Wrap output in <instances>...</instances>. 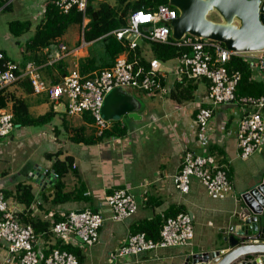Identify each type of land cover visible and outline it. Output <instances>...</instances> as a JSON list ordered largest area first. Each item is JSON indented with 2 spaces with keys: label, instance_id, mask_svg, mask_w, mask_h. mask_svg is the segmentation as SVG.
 Listing matches in <instances>:
<instances>
[{
  "label": "built area",
  "instance_id": "obj_1",
  "mask_svg": "<svg viewBox=\"0 0 264 264\" xmlns=\"http://www.w3.org/2000/svg\"><path fill=\"white\" fill-rule=\"evenodd\" d=\"M53 2L63 13L76 7L83 13V17L88 5V0ZM177 16L178 12L164 3L155 8L142 6L135 9L129 14L126 26L112 31L117 40L122 42L128 34H135L132 40H126L123 44L126 50L116 56L110 67L87 75H81L75 69L64 75L60 82L47 85L39 78L37 67L28 63L25 74L29 76L33 93L46 92L57 104L62 97H66L67 101L61 103L65 112L69 115L87 113L100 135L109 127V122L102 114V105L105 95L113 88H137L151 94L160 91L169 94L176 83L186 79H202L207 83L206 100L197 102L192 118L197 144L201 148L209 146L210 137L214 133L210 124L215 110L221 105H234L240 110L236 125L239 155L243 159L248 158L264 146V95L237 97L235 90L241 73L239 70L229 71L227 63L233 56H241L247 60L253 59L254 67L264 71V49L236 52L220 42L191 34H185L179 40H171V22ZM140 36L149 42L179 48L178 56L173 58L178 62L171 66L162 64L157 68H153L151 63V66H146L135 52ZM60 48L63 50L65 47L60 45ZM15 70L16 66L11 62H7L5 69L0 70V89L19 80L20 76L15 74ZM188 102L191 101L178 103V109ZM225 126L222 124L219 127L221 132L226 130ZM14 128L11 106L1 108L0 138L9 135ZM227 172V165L218 163L213 155L184 149L180 170L173 176L174 188L182 195L189 193L191 179L195 177L210 198L224 200L233 190ZM54 176L57 178L55 172ZM106 204L111 211L109 219L115 222L131 217L137 210L136 198L127 188L113 189L106 196ZM19 211L21 206L9 203L0 192V242L5 244L6 249L3 264H83L75 254L57 246L50 247L46 256H40L33 227L19 221L16 216ZM54 214L48 213L46 216L52 217ZM58 215L61 219L53 223L51 232L62 244L92 246L98 242L99 231L105 220L101 212L84 208L60 211ZM193 237V216L187 211H181L164 219L157 239L147 237L145 232L130 234L115 249L106 264H119L124 257L138 256L148 251L191 246Z\"/></svg>",
  "mask_w": 264,
  "mask_h": 264
},
{
  "label": "crops",
  "instance_id": "obj_2",
  "mask_svg": "<svg viewBox=\"0 0 264 264\" xmlns=\"http://www.w3.org/2000/svg\"><path fill=\"white\" fill-rule=\"evenodd\" d=\"M87 21L88 18L84 16L82 18L81 24L82 30ZM62 36L57 38L49 48V50L52 49L55 54L62 50L60 45L65 47L63 50H66L68 47L66 44L62 43ZM120 42L123 43L122 41ZM84 43L86 45H81L80 40H78L74 48L68 47L66 53L63 54L62 57L65 55L70 57L69 61L71 64L66 65L68 73L71 70L78 69V59L80 57L86 56L89 53L87 51L89 42ZM137 48H139L138 44L136 49ZM44 51L46 52L47 49H44ZM248 60L253 72L252 78L261 79L264 81V71L257 70L256 67H254L255 61L253 59ZM37 69L39 68L37 67ZM129 89L130 88H123L122 90L132 96V93H129ZM12 92H14L15 95L21 96L25 99L29 106V112L35 113L33 116L44 114L51 108V106L55 108V106L58 104L63 103L62 100L59 101L58 104L55 101H52L46 92L38 94L31 92L27 94L17 86L16 89L14 88L12 90ZM10 105L11 102L8 103V106ZM232 106L234 105H221L215 110L210 124L214 130V133L210 137L209 146L206 148H201L196 141V132L193 127L192 119L194 116V109L192 112H189L190 114L184 111L182 115L180 114V119L178 118L180 122H176L174 120L172 125L169 122H166L165 125H161L158 123V118H153V120L150 121L148 125L150 124V126H152V128L155 130H158L157 128L160 126L159 129L162 131L161 137H164L165 141L161 140V138H158L154 132L146 137L148 140L146 143H144L142 149H138V144L141 145L144 139L139 137V134L143 133L141 130V125L138 124V122L142 119V116L140 119H134L133 122L129 123L121 122L119 120L120 126H124L126 128L122 135L112 136L109 139L100 142L85 143L82 141H73L72 130L75 127L82 126L84 133L87 135L91 132L92 128L94 129L95 135L99 136L93 125V122H86L82 117L83 114L69 115L65 111H57V114H55L51 120L52 122L57 117L58 123H52L51 127L55 134H50L49 137L52 142H55L59 146V148L56 151H49L45 154L53 155L51 156L52 158L49 165L44 166L43 164H40V166L44 167L46 169V174H48L49 172L53 171L51 169V164L56 158L57 154V157L61 160L66 156L72 157L71 170L61 178L63 191H72L77 187H81L84 190V201L70 200L68 202L53 206L49 200H40V198H38L39 195L42 192L48 194L50 192L51 185L49 186L48 184H44L43 187H41L35 183L34 180L29 179V171L36 164L24 165L19 172L10 170V174L6 173L5 171H1L0 169V192L14 187L16 182L21 181L22 175L24 177L26 176L28 181H25V183L31 184L33 191L36 193V199L32 203V208L33 214L37 216L48 219L51 218L46 216L48 213L58 214L60 211L84 208L101 212L105 217V220L102 227L100 228L97 244L100 242V240L103 241L104 244L108 246L110 256L115 251V249L124 243L128 236L132 234V226L136 225L143 219H149L154 214V212L162 213V211L167 209L171 204L183 205L185 211L189 212L190 215L193 216V222L196 218L201 220V230L209 233V229H211L216 233L215 237L211 238L209 244L205 245L203 242L193 241L191 247L202 246L205 250L219 248L227 249L226 244L223 242V237L227 235V232L224 233L222 230H226V227L233 223V213L240 210V207L239 209L237 207L240 195L236 196V192L241 191L244 193L245 191L249 190L251 187L250 179L253 177V172H255L256 169L249 173L247 171L249 169L252 170L257 162L260 163L262 169L264 170V146L252 154L254 156L253 158H255L257 161L256 163L251 162L246 164L242 162L243 158L240 157V151L237 147L236 129L232 127V121L229 123L231 117L228 116L225 111V109L231 108ZM67 115L79 117L81 121L78 122L76 120L74 122V120H67ZM188 116H190L192 123L190 122L189 128L187 129L185 128L186 122L184 123V120L185 117ZM111 123L112 122H109L108 129L110 128ZM222 124H228L226 130L223 132H221L219 129ZM59 126L67 130L69 132L70 139L77 143V147L74 150V155L68 150H63V145H60L59 138L56 136L60 130ZM184 149H191L198 154L209 153L215 157L218 163L227 165L233 188L229 197L224 200H215L212 198L211 200H205L206 197H198L195 195L193 199L188 201V205L184 204L181 200L174 198V193L172 191L176 189L174 188L173 176L180 170L182 153ZM260 153L263 156L259 155ZM261 181L262 177L257 182L260 183ZM7 182H12L11 188H6ZM165 183L168 185L165 186ZM116 188H127L131 192L133 188H140L138 193L132 192L137 202V210L135 214L120 222H115L109 219L111 211L106 204L107 194L110 192V190L112 191ZM40 204L42 207L38 208V205ZM90 205L93 207H90ZM54 239L56 238L53 236L50 240L44 241L42 237H37L36 247L39 250L40 256L47 255L50 245H53L55 242ZM83 248L84 246L80 247L84 256L82 262L84 264L86 256L83 252ZM159 251L161 250L148 251L138 256H127L121 259L119 264H140L142 262H148L149 259L162 257L158 255ZM171 251L173 252L167 253V257H169L170 260L176 258V261H174L175 263L171 262V264H176L179 259L180 261L182 260L181 256L189 253L191 249ZM5 254V244L0 242V264H3ZM109 257L106 259L108 260Z\"/></svg>",
  "mask_w": 264,
  "mask_h": 264
},
{
  "label": "trees",
  "instance_id": "obj_3",
  "mask_svg": "<svg viewBox=\"0 0 264 264\" xmlns=\"http://www.w3.org/2000/svg\"><path fill=\"white\" fill-rule=\"evenodd\" d=\"M116 1L117 6H112L106 0H88V5L84 12V16L88 18V21L83 27L82 38L84 42H89V46L96 44L98 48L96 51L89 52L86 56L78 59L77 65L81 75H87L95 70L110 67L116 56L126 50V47L123 45L126 40L121 43L117 40L112 31L126 26L129 14L135 9L142 6L155 8L158 4L164 3L178 12L175 7L168 3V0ZM0 7L1 9H10V3H8V0H0ZM82 18L83 13L76 9V7H72L67 13H63L55 6L53 0H48L44 4L43 15L40 23L36 26L35 33L29 37L27 41V48L34 54L33 58L35 59L36 65L39 66L40 69H46L45 75L52 84L60 82L61 77L68 73L66 64L63 62L62 58L49 63L47 55L38 56L36 52L40 49L48 50L56 39L65 33L69 25L78 24L81 27ZM30 26L31 22L29 20H12L8 24L10 32L15 36H19L26 30H29ZM171 40H173L172 36ZM98 44H100V47ZM151 49L156 59L162 62L176 58L180 51V49L175 46L155 42H151ZM136 52L140 60L145 63L146 66H151L150 62L146 61L145 58L141 56L139 48L136 49ZM129 57H131V55H129ZM7 62H11L16 66L15 74L20 76L19 80L15 82V85L20 87L22 91L27 94L33 92L29 76L23 73L17 64L10 60L6 53L0 49V70L5 69ZM227 69L229 71L239 70L241 73V79L235 90L237 97L264 95V81L252 78L253 72L249 60L241 56H233L227 63ZM54 70L59 72V76L53 73ZM196 89V80L186 79L174 85L169 97L179 104L193 101V93ZM9 102H11L10 106L13 113L15 128L44 125L51 122L53 116L57 114V111L51 106L44 114L38 116L31 115L25 99L15 95L14 92L8 91L7 87H4L0 89V109L7 107ZM82 117L88 123L93 122V119L87 113H84ZM230 122L231 119L229 120V123ZM119 123V119L112 122L110 128L104 130L99 136L95 135L94 129L92 128L91 132L86 135L82 126L75 127L72 130L73 141L95 143L109 139L112 136L122 135L126 128L120 126ZM227 125L225 127H227ZM57 155L51 164V169L57 174L56 182L50 186V192L48 194L42 192L38 198L45 201L49 200L53 206L70 200L84 201V190L81 187H77L72 191H63L61 178L71 170L72 157L66 156L61 160ZM46 156L48 159H51L53 155L47 154ZM227 173L230 179V172L228 171ZM2 193L6 200L12 198L15 203L21 206V211L16 213V216L22 224H30L33 227L36 237H42L44 241L50 240L51 237H53L51 227L53 223L60 220L61 217L58 214H54L51 218L46 219L33 214L32 203L36 199V193L33 191L31 184L18 181L14 184L12 189H5ZM109 193H111V190ZM41 207V204L38 205V208ZM181 211H185L183 205L171 204L167 209L162 211V213L154 212L149 219H143L132 226L131 233L145 232L147 237L157 239L164 219L168 216H174ZM54 241V244L50 245V247L57 246L61 249H65L75 254L79 261L83 262L84 256L79 247L62 244L60 240L57 239H54Z\"/></svg>",
  "mask_w": 264,
  "mask_h": 264
},
{
  "label": "rangeland",
  "instance_id": "obj_4",
  "mask_svg": "<svg viewBox=\"0 0 264 264\" xmlns=\"http://www.w3.org/2000/svg\"><path fill=\"white\" fill-rule=\"evenodd\" d=\"M48 0H8V3H10V9H1L0 7V49L3 50L8 58L15 62L19 69L25 73L26 72V66L28 63H33L35 66V59L33 58V53L27 48V41L29 37H31L36 30V26L40 23L42 15H43V8L44 4ZM110 5L117 6L116 0H106ZM209 18L213 20L219 19V16L216 12H212L208 16ZM12 20H29L31 22V26L29 30H26L24 33H22L19 36H15L12 32H10L8 24ZM141 30H143V26L141 27ZM82 26L78 24H71L66 29L65 33L62 36V43L66 44V46L70 48H74L77 44V41L80 40L81 45H86L83 42L82 38ZM137 44L139 49L141 50L142 56L145 58L146 61L150 62L153 66V68H157L160 65H173L178 62L177 59H170L165 62H162L154 56L152 49H151V42L144 39L142 36L138 37ZM100 47V44H98ZM68 47L66 50H60V52L56 53L51 50H47L46 52L44 49H40L36 52L38 56L47 55L48 62H52L54 60H57L63 56V54L66 53L68 50ZM50 48V47H49ZM98 46L91 45L87 47L88 52H94L96 51ZM63 58V62L66 65H70L71 62L69 61L70 57L68 55H65ZM39 68V66H37ZM67 70V69H66ZM39 78L43 80L47 85L50 84L49 78L45 75L46 69H38ZM22 73V74H23ZM53 73L56 76H59V72L57 70H54ZM197 89L193 93V101L184 103L181 106V109H178V104L175 100L169 97V94H165L163 91H160L158 93H148L146 91L133 88L129 89V93H132V97L137 103V113L142 116V119L138 122V124L141 125V130L143 131V135L139 134L140 138L143 139V143L140 145L138 144V149H142L144 143L147 142L148 139L146 137L148 135H151L155 132L156 136L158 138H161V140H164V137L162 136V131H160V126L157 128L158 130H155L148 125L150 121L153 120V118H158V123L161 125H165L166 122L173 124V121L176 122L179 121L182 111L192 112V110L196 107L197 102H201L206 100L207 95V83L202 79H197ZM16 89L15 83L9 85L7 87L8 91H12L13 89ZM11 89V90H9ZM62 101L66 102V97H62ZM226 114L230 117H232V127L236 129L237 120L239 118L240 110L236 106H232L231 108L225 109ZM31 115H34V112L30 113ZM64 114V113H63ZM186 116V115H185ZM67 120H74V122L77 120L80 122L81 120L79 117L76 116H66ZM117 119H119L121 122H133L134 119L129 117L128 114H124L120 117H114L110 122H114ZM133 119V120H132ZM180 122V121H179ZM186 122L185 128H189V124L191 122L190 116L185 117L184 123ZM52 123H58L57 117L49 123H46L44 125H36V126H24V127H16L12 130V132L5 136L0 138V169L1 171H5L6 173H9L11 171L19 172L21 168L24 165L27 164H43L44 166H47L50 164L51 159H48L46 157V153L49 151H56L59 146L52 142L50 139V134L54 135V131L51 129ZM192 123V122H191ZM54 127V126H53ZM59 132L56 134V136L59 138L60 145H63V150H68L70 153L74 155V150L77 147V143L73 142L69 137V132L65 130L64 128L59 126ZM172 130V128H171ZM234 130V129H233ZM154 138V136H153ZM174 139V138H173ZM162 141V142H163ZM137 154V153H136ZM263 156L261 153L259 154ZM254 156L250 155L248 158L243 159V163H253L257 162ZM53 160V159H52ZM264 160V159H263ZM170 161V159H169ZM173 161V158H172ZM180 163V162H179ZM256 169L255 172L253 170ZM11 170V171H10ZM253 172V177L250 179V188H253L254 186L258 185L261 177L263 178L264 170L262 169L259 162L256 163L254 168L251 170L249 169L247 171ZM172 179V178H171ZM21 181L25 182L28 181L26 176L21 175ZM6 188H11L12 182L6 183ZM168 184L165 183V186ZM13 188V187H12ZM11 188V189H12ZM167 189V188H166ZM140 191V188H133V193H138ZM248 191V190H247ZM174 193V198L177 200H181L184 204L188 205V201L193 199L195 195L198 197L203 196L206 197L205 200H211L210 197L206 194L203 186L200 184L197 178L192 177L191 184H190V192L185 195H181L176 190L172 191ZM243 192L239 191L236 192V196L242 194ZM8 202L11 204H15L14 200L12 198L8 199ZM90 207H93L90 205ZM108 223V222H107ZM193 227L194 237L192 239V242H203L205 245L209 244L212 237H215L216 233L215 231H212L209 229V233H206V231L201 230V220L195 219ZM201 230V231H200ZM199 232V233H198ZM219 242V241H218ZM73 246L76 247H83L84 246V254L86 256V260L84 264H106V258L110 256V251H108V246L104 244L103 241L100 240V242L97 244H94L92 246H87L84 244H73ZM188 250L192 249L191 246H181V247H173L168 248L165 250H161L158 252L159 258L156 259H149L148 262H142L140 264H171L175 263V259H171L168 256L167 253H171L173 251L171 250ZM177 261L176 263H179ZM131 264V263H130ZM135 264V263H134Z\"/></svg>",
  "mask_w": 264,
  "mask_h": 264
},
{
  "label": "water",
  "instance_id": "obj_5",
  "mask_svg": "<svg viewBox=\"0 0 264 264\" xmlns=\"http://www.w3.org/2000/svg\"><path fill=\"white\" fill-rule=\"evenodd\" d=\"M178 10L171 22V36L175 40L185 34L217 41L236 52H254L264 49V0H168ZM216 12L218 21L209 18ZM135 34L126 36L128 41ZM137 103L122 89L113 88L104 97L102 114L105 120L128 114L140 119ZM55 111H65L63 104ZM29 179L43 187L56 182L53 171L34 165ZM243 204V205H241ZM234 221L226 227L223 242L227 249L205 250L193 246L176 264H264V173L262 181L240 194ZM237 209V210H238Z\"/></svg>",
  "mask_w": 264,
  "mask_h": 264
},
{
  "label": "clouds",
  "instance_id": "obj_6",
  "mask_svg": "<svg viewBox=\"0 0 264 264\" xmlns=\"http://www.w3.org/2000/svg\"><path fill=\"white\" fill-rule=\"evenodd\" d=\"M63 77V76H62ZM50 84H52V83H50ZM55 84V83H54ZM131 89V88H130ZM108 121V120H107ZM108 122H110V121H108ZM231 181V180H230Z\"/></svg>",
  "mask_w": 264,
  "mask_h": 264
}]
</instances>
